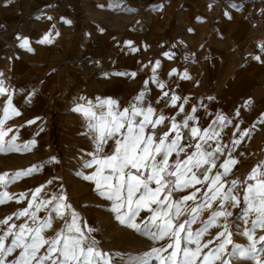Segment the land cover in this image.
<instances>
[{
    "label": "crops",
    "instance_id": "0c3cea01",
    "mask_svg": "<svg viewBox=\"0 0 264 264\" xmlns=\"http://www.w3.org/2000/svg\"><path fill=\"white\" fill-rule=\"evenodd\" d=\"M4 1L20 4L22 0ZM34 1L38 2V0ZM169 1L177 3L178 0H160L152 6V15L160 14ZM202 3H205V10H199ZM218 4H221V10L216 15L214 8ZM186 8L182 17L185 19L194 17L198 24L206 27L208 33L205 41L199 31L196 36L190 38L198 45L195 44L188 50L184 45H179L183 41L182 35L171 39V36L163 30L161 26L164 22H160V26L157 28L143 32H112L110 36L115 42L114 45L107 49V46L103 45L102 39L101 43L103 44L97 43L96 50H101L103 64L119 66L125 70V74H118L111 80L103 79L102 82L126 84L121 92L116 93L117 106L121 110L132 103H137L135 98L143 91L145 93L144 101L139 106L150 105L155 109L156 114L162 113L167 118L162 125L157 126V135H162L164 131L168 130L174 117L175 122L181 125L182 145L195 147L197 143H201L209 151L214 149L217 144L223 150L232 147L233 149L224 155L223 163L229 159V152H231V157L238 161L236 165L232 166V171H238L249 163L250 160L245 159L253 155L255 149L260 147L262 142L264 133L263 101L259 91L252 92L245 99L241 108L234 110L232 116H230L229 110L224 108V105L232 106L234 102L237 103L241 99L245 91L240 89L238 84L261 82V79L258 78V69L264 65V44H261L260 41L258 43L255 39L264 34V0H188ZM46 34L48 33L35 30V27H32L27 34L24 33V30L16 31L15 36H19L20 40L28 38L32 51L22 48L19 42L9 43L8 40L2 44L0 47V73H2L0 80L3 81V87L7 89V93L0 97L13 95V91L8 90L10 87H7V83L19 85L39 82L44 75L42 73L45 68L43 61L47 62L46 67L50 66L49 76L53 82L57 79L62 80L60 76L57 77L59 74L54 68L56 60H64L68 64V62L77 63L82 59L83 52L87 49L85 33L79 40H75L76 36L73 30L69 33L65 32L63 35L67 42L64 45L59 44L60 42H57L58 40L56 41L54 37H50L53 40L51 44L39 43ZM95 36L102 38L103 32L96 30ZM248 41L252 44H248ZM165 53H168L171 58ZM257 56L260 58L259 60L255 59ZM157 61H159V67L153 72ZM23 62L31 66L33 75L27 71L23 73L20 68ZM173 69H176L175 74L169 75ZM71 72L74 73V84H79L82 80L81 76L75 70H71ZM185 72L188 79L181 78ZM133 73L135 75H132ZM153 77H155V81ZM66 79L68 77H65L63 81ZM160 82L164 84L163 89L158 87ZM226 82L232 84L229 91L223 92V85H219L216 91L210 92L208 84ZM80 92L77 93L76 89H72L67 93L60 106L66 109L68 117L63 115L62 118H59L60 122L54 123L50 114L29 118L35 121V125L30 126L31 138L25 142L18 141L29 144L34 140L35 144L30 145L33 154H26L24 160L16 161L9 166L1 161L0 156V174L8 173L9 177L6 179H9L11 174L17 171L33 166H38V168L31 175L23 176L7 186L0 185V192L6 191L13 198H17L19 202L16 204L18 210L21 211L28 207L35 189L42 188L30 212L35 211V204L41 201H51V203L41 208L37 213L38 219L35 223L30 217L21 216L24 224L36 227L45 218L51 216L52 227L45 234L43 232V235L46 238H53L55 228L63 229L66 221L70 222L71 211L74 210L79 216V224L89 241L95 240L97 244L100 237L98 227L102 224L97 221L93 211L98 207H102L103 211L110 210L112 201L99 195L95 181L83 178L85 175L93 174L97 166L83 167L85 161L92 159L89 153L95 152V144L91 135H85L89 131L88 121L81 113L72 111L77 103L87 106V93ZM165 92L168 93L167 96L163 95ZM27 93L26 95L22 94L21 97L38 96L36 89ZM53 94L55 93L53 92ZM173 94L180 97L175 107L171 104ZM81 97L84 99H80ZM95 97L104 99V95L100 93L95 94ZM180 105H183L184 112H180ZM30 108L34 109L33 106ZM193 108L196 109L195 112H192ZM237 113L239 114L237 115ZM74 114H77L76 118L70 117ZM187 115H193L195 119L188 122L189 128H183L182 125ZM218 116L226 118L223 124L217 120ZM141 118L137 117L136 119ZM214 121L215 124H213ZM210 126L219 132V136L208 140L207 144H204L199 137L195 139L191 137V127H198L203 135V130ZM26 127L29 128V126ZM174 135L173 132L172 136ZM235 140H239L240 143L234 144ZM104 147L105 152L110 153L115 145L110 140ZM189 148L186 147L185 153H181L179 159L183 160L187 154H191ZM236 151L246 155V158L243 160L235 158ZM176 158V154L173 153L169 162L173 163ZM217 160L215 158V162ZM152 187L155 185L153 184ZM196 187L197 185H195ZM193 190L195 189L188 188L175 192L173 199L182 197L183 192L191 193ZM21 193L25 194L23 199L20 198ZM60 196L66 197L64 203L71 205V210H64L63 218L51 212ZM53 197L57 199H53ZM108 203L109 206H107ZM11 205L14 206L13 203ZM12 210H17L16 206ZM6 212L7 202L0 204V220L5 219ZM2 225L4 224H0V226ZM89 228L93 229L90 233Z\"/></svg>",
    "mask_w": 264,
    "mask_h": 264
},
{
    "label": "snow or ice",
    "instance_id": "6c2138e0",
    "mask_svg": "<svg viewBox=\"0 0 264 264\" xmlns=\"http://www.w3.org/2000/svg\"><path fill=\"white\" fill-rule=\"evenodd\" d=\"M48 19L52 18L48 17ZM64 23L70 24L71 21L65 19ZM50 36L51 33L46 34L39 43L51 44L53 40L50 39ZM20 46L32 51L27 38L22 39ZM165 55L171 58L168 53ZM255 59L259 60L260 58L257 56ZM158 67L159 61L156 62L153 72ZM175 72L176 69H173L169 75H173ZM181 78L188 79L189 77L185 72ZM153 80L155 81V77ZM158 87L163 89L164 84L160 82ZM6 93L7 89L3 87V81L0 80V95ZM163 95L167 96L168 93L165 92ZM144 97L145 93L142 91L135 98L137 103H132L122 110L117 106L115 100L100 98H97L95 104L92 101H88L87 106L77 103L76 107L72 109L76 113H81L88 121L89 131L85 135H91L95 144V152L89 153L92 159L85 161L83 167L91 168L96 165V170L93 174L85 175L83 178L95 181L99 195L112 201L110 211L116 214L115 219L120 224L135 229L153 241H167L159 247H153L143 256L134 258L136 264H149L151 259L159 261V264H230L229 260L225 258L227 245H232L230 256L255 258L258 252H264V236L259 238L262 247L257 249L256 240L252 235L257 227L264 228V171H262L264 161L253 168L247 177L248 180L255 181V183L246 184L243 196V203L246 207L242 209L237 219L247 220L251 215H254L255 219L251 221V230L242 233L251 241V244L248 247H242L233 243V233L229 231L226 223L217 224L219 218L232 216V212L228 210L229 207L235 208L241 203L233 194V190L241 183L240 181L231 180V186L224 191L226 182L224 178L229 175L232 166L236 165L238 161L232 158L231 152H229V159L219 166L223 171L217 169L211 177L207 191L202 194L201 202L196 203L195 207L188 205L189 201L196 202L197 193L200 192V189L195 188V185L209 181V173L213 168H217L215 156L216 153L222 154L223 148L217 144L214 151H209L201 143H197L195 152L187 154L183 160L179 159L180 154L185 153L186 147H191V145L181 144L183 139V134L180 131L181 125L177 124L173 117L168 130L164 131L162 135H157V126L162 125L167 118L162 113L156 114L155 109L150 105L139 106L143 103ZM178 100H180L179 96L175 94L171 96L173 107L176 106ZM185 102H187L186 99ZM10 109L14 115L20 114L15 108H12V100L9 96L3 107V117L0 118V151L19 150L14 144L15 136L7 142L8 147L5 148L4 137L8 131H12L11 128H8L7 131L4 130L5 122L11 119ZM179 110L184 112L183 105H180ZM195 111L196 109L193 108L192 112ZM137 117L142 118L137 120ZM194 119L193 115H187L182 127L189 128L188 122ZM217 120L223 124L226 118L218 116ZM28 123L31 124L34 121ZM215 123L214 121L213 124ZM173 132L174 136H172ZM190 134L193 139L199 137L204 144L219 136V132H216L211 126L203 130V135L198 127H191ZM110 140L114 142L115 147L108 153L105 152L104 146L108 145ZM233 143L239 144L240 141L235 140ZM34 144L33 140L23 147L27 150L30 145ZM173 153L177 158L173 163H170ZM206 165L208 167H205ZM37 168L38 166H33L17 171L11 174L9 179H6L9 177L8 173L0 174V185L7 186L23 176L31 175ZM200 169L203 171L198 175ZM153 184L155 187H152ZM188 188L195 190L178 199H173L175 192ZM41 191L42 188L35 189L28 207L19 211L18 216H28L33 223L37 221V213L42 207L51 203V201H41L35 204V211L30 212ZM24 196L25 194H20L21 199ZM10 199L13 197L8 192H0V204ZM53 199L57 198L53 197ZM65 200L66 197L60 196L51 212L63 218L64 210H71V205L65 204ZM213 202H217L218 210H213L207 220L201 221V227L193 229L192 225L197 223L199 213L212 208ZM142 210L150 212L151 215L144 219L142 224H138L136 217ZM186 212L190 214V218L185 217L183 221H180V217L185 216ZM11 219L12 217L9 216L0 220V224L7 225ZM213 226L223 227L224 230L217 233L215 241L205 240V235ZM16 227L13 224L8 231L0 235V264H111L112 257L108 253L101 252L96 247L95 240L89 241L79 224V216L74 210L71 211L70 222L66 221L65 227L58 231L53 238H46L43 235L45 229L52 227L51 216L45 218L36 227L22 224L17 232H13L12 229ZM91 231L93 229L89 228V233ZM9 237L12 239L10 243L6 244ZM214 243L215 247L209 248ZM42 248L45 249L43 253H41ZM17 249L20 250L18 256L8 261L7 257ZM204 249L209 250L205 252ZM113 255L120 256L121 254ZM256 264H264V261L257 260Z\"/></svg>",
    "mask_w": 264,
    "mask_h": 264
},
{
    "label": "rangeland",
    "instance_id": "374dc122",
    "mask_svg": "<svg viewBox=\"0 0 264 264\" xmlns=\"http://www.w3.org/2000/svg\"><path fill=\"white\" fill-rule=\"evenodd\" d=\"M160 0H22L20 4H14L10 2H5L0 0V25L14 30H24V33L35 27V30L42 31L46 33H51V38H56L59 44L64 45L67 39L63 34L68 31V33L73 30L75 34V40H79L83 33H85V44L87 49L84 50L82 59L77 63L68 62L64 60H56L54 62V68L59 74L57 77L62 78V80L57 79L56 81H51L49 76L50 66L46 67L47 62L43 61L45 65L42 73L43 77L40 78L39 82L36 83H22V84H12L7 83L8 90L13 91L11 95L12 108H15L20 114L14 115L11 113V119L7 120L4 125V130L7 131L11 128L12 131H8L7 135L4 137L6 143L5 148L8 147L9 141L12 140L13 136L16 137L14 144L18 151H1V161L6 164V166L13 165L16 161L24 160V155H32L31 147L29 149H24V143H20L18 140H28L31 138L30 126L34 123L29 124V118L37 115L50 114L51 120L54 123L60 122L63 115L68 117L66 114V109L62 108L60 105L65 100V96L72 89H76V92L82 93L86 92V101H92L93 104L97 102V97L95 94L104 95V99H112L116 101V93L121 92V89L126 85L125 83H114V82H102L103 79L111 80L114 76L118 74H125V70L119 66H109L102 63L101 50H96L97 43L103 44L108 48L114 45V40L110 36L112 32H129L137 31L143 32L151 28H157L160 26V22H164L163 30L171 36L173 39L176 36L182 35V43L179 45H184L188 50L192 48L193 45H198L197 42H192L191 37L196 36L200 31L202 33V39L205 41L207 37V30L204 25L198 24V21L194 17L183 18V11L187 10L186 4L188 0H178L177 3H171L169 1L167 6H164L162 12L158 15H152V6L157 4ZM162 1V0H161ZM165 5V4H163ZM220 5V6H219ZM19 6V7H18ZM163 8V7H162ZM205 3H202L199 10H205ZM19 10V11H18ZM221 10V4L216 5L214 8V13ZM48 17L52 19L49 20ZM63 18V19H62ZM69 20L71 23H64V20ZM55 25V27H53ZM203 28L202 30H198ZM103 32L102 38H96L95 31ZM191 30V31H190ZM59 33V35H57ZM67 34V33H66ZM28 39V38H27ZM103 39V43L101 40ZM83 40H85L83 38ZM257 42L264 44V34L259 36ZM21 43L19 36H13L9 39L11 42ZM248 44H252L248 41ZM105 51V50H104ZM57 59V58H56ZM49 63V62H48ZM102 63V64H101ZM23 73H30L33 75V70L31 66L23 62L20 66ZM71 70H75L80 76L81 81L78 84H74V73ZM258 75L261 82H242L238 84L240 89H243L245 93L242 95L241 99L237 103H233L232 106L224 105V108L229 110L230 116L235 112V109L241 108L244 104L245 99L250 96V94L259 91L261 94V100L263 101L264 110V65L258 69ZM65 77H68L66 81H63ZM75 85V86H74ZM210 92H214L217 86L223 85V92L229 91L232 84L226 82L222 84L211 83ZM225 87V88H224ZM37 90L38 96L28 98L27 92L31 90ZM226 89V90H225ZM15 92V93H14ZM53 92L56 94H53ZM80 92V93H81ZM222 92V90H221ZM15 94V96H14ZM229 95V92H227ZM19 95V96H18ZM103 98V97H102ZM8 97H0V118L3 117V107L6 104ZM214 103V102H213ZM31 106L34 109L30 108ZM106 111V110H105ZM263 112V111H262ZM77 114L70 117H77ZM64 116V117H65ZM26 126H29L26 127ZM264 126V122H263ZM28 144V143H27ZM190 152H195V147L191 146ZM229 147L227 150H223L224 153H216L215 158H217V168H213L212 172L209 173V181L197 184L196 188L200 189L197 193L196 202L189 201L188 205L195 207L196 203H200L202 199L203 192L207 191V185L211 182V177L215 174L217 169L222 172V168L219 166L223 163L224 155L228 151L232 150ZM212 149L211 151H214ZM235 158L243 160L246 155L240 154V151H236ZM249 158V159H248ZM245 160H250L242 169L238 171H231L227 177L224 178L225 187L224 191L230 187V182L233 179L240 181L241 183L233 190V194L241 201L240 205L232 208L229 207L228 210L232 212L231 217H221L218 219L217 224L223 225L227 224L229 231L233 233L232 240L234 244H238L242 247H248L251 241L248 240L246 236L242 233L243 231L251 230V221L255 219L254 215H251L245 220L244 218L237 219L240 215L242 209L246 207L243 203V196L245 195L246 184L255 183V181H250L247 179L248 175L251 173L252 169L257 167L260 162L264 161V133L263 139L253 155L249 156ZM205 167H208L207 165ZM264 171V169H262ZM203 171L200 169L199 172ZM202 179V177H201ZM189 191V190H188ZM194 191V190H193ZM182 196L190 194V192H183ZM14 199V200H13ZM7 200V212L5 218L11 216L12 219L9 220L7 225L0 226V235L8 231L11 225H16L17 227L12 229L13 232L19 230V226L24 224V220L21 216H18L17 198ZM16 206L17 210H12ZM109 206V203L107 204ZM155 207V206H153ZM213 210H218L217 202H213L212 208L202 210L199 213V218L196 224L192 225L193 229H197L202 226L201 221L207 220ZM123 211V210H122ZM93 213L97 217V221L102 225L98 227L99 229V242L96 247L104 253H108L111 257V264H136L134 258L143 256L144 253L151 251L153 247H159L161 244L167 241H153L148 237L138 233L135 229L122 225L115 219V213L110 210L103 211L102 207L96 208ZM150 212L142 210L140 215L136 217V223L142 224L143 220L146 219ZM185 217L190 218L188 212L185 216L180 217V221H183ZM1 219H3L1 217ZM49 228L44 230V234ZM62 229V228H61ZM59 227L55 228V235L61 230ZM223 227H210L209 232L205 235L204 239H212L215 241L217 233L223 231ZM252 235L256 240L257 249L262 247L260 237L264 236V228L257 227ZM55 237V236H54ZM12 237H9L8 241L5 243H10ZM215 247V243L210 245L209 248ZM209 249H204L207 252ZM19 249H17L12 255L7 257L8 261L15 259L19 254ZM45 249H41L43 253ZM170 251V250H169ZM232 251V245H227L225 250V258L229 260L230 264H256L257 260L264 261V252H258L255 258L251 256L241 257L239 255L230 256L229 253ZM120 253V256H114L113 254ZM167 255V253H164ZM149 264H159V261L151 259Z\"/></svg>",
    "mask_w": 264,
    "mask_h": 264
},
{
    "label": "built area",
    "instance_id": "2783aa9c",
    "mask_svg": "<svg viewBox=\"0 0 264 264\" xmlns=\"http://www.w3.org/2000/svg\"><path fill=\"white\" fill-rule=\"evenodd\" d=\"M16 33V30L0 25V47Z\"/></svg>",
    "mask_w": 264,
    "mask_h": 264
}]
</instances>
